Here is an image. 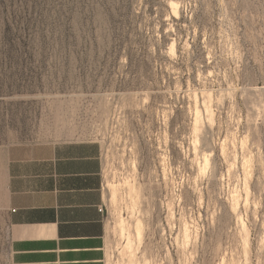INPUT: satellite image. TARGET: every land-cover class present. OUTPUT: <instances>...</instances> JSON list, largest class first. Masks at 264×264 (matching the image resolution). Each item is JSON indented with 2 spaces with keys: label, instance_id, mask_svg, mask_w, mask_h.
Returning a JSON list of instances; mask_svg holds the SVG:
<instances>
[{
  "label": "rangeland",
  "instance_id": "1",
  "mask_svg": "<svg viewBox=\"0 0 264 264\" xmlns=\"http://www.w3.org/2000/svg\"><path fill=\"white\" fill-rule=\"evenodd\" d=\"M65 140L102 148L106 264H264V20L238 2L0 0V149Z\"/></svg>",
  "mask_w": 264,
  "mask_h": 264
},
{
  "label": "crops",
  "instance_id": "2",
  "mask_svg": "<svg viewBox=\"0 0 264 264\" xmlns=\"http://www.w3.org/2000/svg\"><path fill=\"white\" fill-rule=\"evenodd\" d=\"M236 1L264 20V0ZM101 145L15 143L0 149V213L10 264H106Z\"/></svg>",
  "mask_w": 264,
  "mask_h": 264
},
{
  "label": "bare ground",
  "instance_id": "3",
  "mask_svg": "<svg viewBox=\"0 0 264 264\" xmlns=\"http://www.w3.org/2000/svg\"><path fill=\"white\" fill-rule=\"evenodd\" d=\"M175 7V6H174ZM175 9V8H174ZM175 13H176V9H175V11H174ZM114 196V195H113ZM122 223H124L122 220L120 221V234L122 235V237L124 238L125 237V239L127 240V247H126V252H125V254H126V257L127 256H130L131 258H132V252H131V250H132V247H131V234H130V232H127L126 230H124V228H123V226H122ZM125 225V224H124ZM138 236H139V234H138ZM139 264H146L145 262L144 263H139Z\"/></svg>",
  "mask_w": 264,
  "mask_h": 264
},
{
  "label": "built area",
  "instance_id": "4",
  "mask_svg": "<svg viewBox=\"0 0 264 264\" xmlns=\"http://www.w3.org/2000/svg\"><path fill=\"white\" fill-rule=\"evenodd\" d=\"M99 210L101 213H105L106 208L104 205H102Z\"/></svg>",
  "mask_w": 264,
  "mask_h": 264
}]
</instances>
